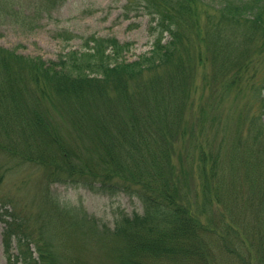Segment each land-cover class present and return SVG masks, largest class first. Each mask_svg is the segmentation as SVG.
Wrapping results in <instances>:
<instances>
[{
    "label": "trees",
    "instance_id": "trees-1",
    "mask_svg": "<svg viewBox=\"0 0 264 264\" xmlns=\"http://www.w3.org/2000/svg\"><path fill=\"white\" fill-rule=\"evenodd\" d=\"M63 1L36 0L22 23ZM124 8L150 17V47L133 59L132 42L67 29L54 37H78L80 46L55 58L0 46V150L40 166L47 198L37 216L62 224L40 222L34 234L0 200L7 259L264 264V0H127ZM1 9L12 12L11 0ZM196 63L208 65V88L193 115ZM56 181L123 192L142 207L107 226L61 203L50 190Z\"/></svg>",
    "mask_w": 264,
    "mask_h": 264
},
{
    "label": "rangeland",
    "instance_id": "rangeland-1",
    "mask_svg": "<svg viewBox=\"0 0 264 264\" xmlns=\"http://www.w3.org/2000/svg\"><path fill=\"white\" fill-rule=\"evenodd\" d=\"M35 1L11 0L12 12L0 10V46L8 48L16 46V51L24 55L55 58L61 47L78 49L80 46L78 37L68 41L54 37L57 30L67 29L77 35L95 32L98 35H113L120 41L132 42L126 55L131 59L150 47L152 41L149 33L150 17L140 10L131 9L126 13L124 5L127 0H64L49 13L40 9V15L35 17L36 22L22 23L23 17L32 15L33 8L37 11ZM207 66L196 63L193 70L192 97L195 99V104L192 107L193 112L190 111L193 115L202 104L200 102H204L206 97L208 87L202 86L201 75L204 72L203 68ZM244 100L245 95L239 103L241 107L245 103ZM235 109L238 110L239 107ZM252 113L253 111L249 109V115ZM261 117L264 122L263 113ZM46 190L47 179L43 176L39 165L0 150V200L7 199L11 205L14 204V217L20 218L34 234L39 232L40 222L47 225V229L62 228L61 222L55 217L37 216L40 197L47 198V195L41 196L46 194ZM50 190L61 203L77 206L79 210H85L88 215L107 226L113 225L118 212L131 213L133 210H141L142 207L136 196L123 192L110 195L60 181L53 182ZM9 203L5 204L6 208L11 206ZM1 210L0 264H10L2 242L5 223L1 219L4 217Z\"/></svg>",
    "mask_w": 264,
    "mask_h": 264
}]
</instances>
